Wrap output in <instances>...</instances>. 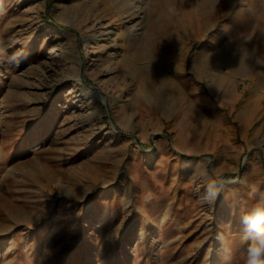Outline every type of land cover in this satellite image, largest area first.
Returning a JSON list of instances; mask_svg holds the SVG:
<instances>
[{
    "label": "rangeland",
    "instance_id": "obj_1",
    "mask_svg": "<svg viewBox=\"0 0 264 264\" xmlns=\"http://www.w3.org/2000/svg\"><path fill=\"white\" fill-rule=\"evenodd\" d=\"M258 191L264 0H0V264H242Z\"/></svg>",
    "mask_w": 264,
    "mask_h": 264
},
{
    "label": "clouds",
    "instance_id": "obj_2",
    "mask_svg": "<svg viewBox=\"0 0 264 264\" xmlns=\"http://www.w3.org/2000/svg\"><path fill=\"white\" fill-rule=\"evenodd\" d=\"M229 183L223 176L209 179L200 196L201 201L214 205ZM241 225L244 238L248 241L241 254L242 264H264V191H258L255 202L245 208Z\"/></svg>",
    "mask_w": 264,
    "mask_h": 264
},
{
    "label": "trees",
    "instance_id": "obj_3",
    "mask_svg": "<svg viewBox=\"0 0 264 264\" xmlns=\"http://www.w3.org/2000/svg\"><path fill=\"white\" fill-rule=\"evenodd\" d=\"M181 156H184V157H185V156H188V155H187V154H185V153H182V154H181Z\"/></svg>",
    "mask_w": 264,
    "mask_h": 264
}]
</instances>
